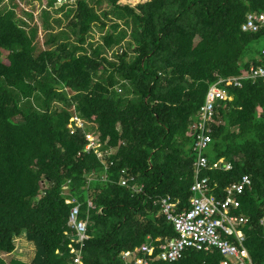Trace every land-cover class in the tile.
I'll return each mask as SVG.
<instances>
[{
  "label": "trees",
  "instance_id": "1",
  "mask_svg": "<svg viewBox=\"0 0 264 264\" xmlns=\"http://www.w3.org/2000/svg\"><path fill=\"white\" fill-rule=\"evenodd\" d=\"M2 1L0 264H74L72 248L83 264H127L121 253L145 243L157 255L176 232L154 201L169 195L180 210L189 206L196 158L190 127L198 123L210 129L202 156L230 165L200 171L216 193L250 178L233 212L248 218L240 228L244 245L254 264H264V77H248L264 67V25L242 30L249 14L264 13V0H63L58 7L61 0H42L39 29L60 27L42 44L39 29L17 16L18 4ZM54 12L61 17L51 24ZM93 27L106 30L96 46ZM239 76L240 87L226 84ZM211 86L228 97L206 122L200 107ZM87 132L97 134L100 157L86 150ZM123 176L134 181L122 186ZM135 182L141 191L132 190ZM74 205L80 219L88 216L81 246L68 225ZM22 235L34 245L32 258L4 259ZM222 258L187 249L175 261L151 264Z\"/></svg>",
  "mask_w": 264,
  "mask_h": 264
},
{
  "label": "built area",
  "instance_id": "2",
  "mask_svg": "<svg viewBox=\"0 0 264 264\" xmlns=\"http://www.w3.org/2000/svg\"><path fill=\"white\" fill-rule=\"evenodd\" d=\"M264 25V13L258 15L249 14L247 22L242 25L244 31H256L259 26ZM264 54V50L262 52ZM250 78L264 77V67L252 69ZM227 85L241 86V76L234 77L226 82ZM228 97L226 90L211 86L205 96V104L200 107V115L204 121H212L214 116V106L216 101L224 100ZM72 119V121H71ZM70 122H74L77 127H81L83 121L77 117H71ZM194 133V148L196 158H194V178L190 186L193 192L189 199V206L184 210H177V202H173L171 197H159L154 201L158 205L160 212L165 215L169 221L176 236L166 240L158 246L159 251L154 256V247L150 244H143L133 250H126L121 253L122 260L127 264H151L155 259L162 261H175L180 258L187 249L198 251L216 250L222 255L221 264H254L251 256L244 246V237L240 226L245 225L248 220L243 214L236 215L233 210L239 207L238 197L242 194L246 186L250 185L248 175H242L237 183H232L225 188V195L220 197L214 186H210V178L202 175V169H230V165L222 160L210 163L208 159L202 156V149L210 142V129L205 128L198 123L190 127ZM197 129L199 131H197ZM94 134L87 133L86 137H92ZM86 150L94 149L100 157L101 152L97 147L100 145L96 138L89 141ZM128 179L122 181L127 184ZM142 186L138 187V191ZM87 207H93L89 202ZM80 206L74 205L69 213L68 225L75 231V241L81 246L82 242L88 238L87 218L80 219ZM264 226V215L260 220ZM236 238V241L232 239ZM74 253L73 263L82 264L80 250L71 249Z\"/></svg>",
  "mask_w": 264,
  "mask_h": 264
},
{
  "label": "rangeland",
  "instance_id": "3",
  "mask_svg": "<svg viewBox=\"0 0 264 264\" xmlns=\"http://www.w3.org/2000/svg\"><path fill=\"white\" fill-rule=\"evenodd\" d=\"M9 0H3L2 2L4 3H8ZM17 4H18V8L16 9V13L17 16L19 18H21L22 20H24L27 23V26L33 27L36 26L37 30L40 28L39 24H40V19H39V12L40 10L45 8V5H43L42 0H26L27 3H25L23 0H14ZM146 0H120L118 3L121 5H125L128 4L130 6H135L138 3H142L145 2ZM63 2V0L56 2L55 7H58L61 5V3ZM73 1L71 0L70 3H72ZM94 8L100 12V9L97 8V5L94 4L93 5ZM106 8L105 6H102V9ZM31 12L32 13V17H29L27 14H25L24 12ZM61 17V12H54L51 13L50 16V22L51 24L54 23L53 20L55 18H60ZM106 23V29L109 27V21H107ZM60 29V27H57L56 25L52 24V27L50 30L45 31L44 28H41L38 30V43L42 44L43 40L46 38L47 34L49 32H57ZM103 32H101L97 27H93V30H91V34H90V38L89 40H91L93 42V44L96 46L100 43H102V38L101 36L103 35V33L106 32V30H102ZM116 50L117 47H114L113 50ZM121 50H119L120 52ZM108 57H111V53L107 54ZM72 121V119H71ZM96 138V135L92 136V137H86V139H89V141H93ZM15 245H16V249L14 251V253L12 254H2V257L6 260H9V258H14V259H19L25 262H28L33 254H34V245L29 242L24 235L18 237L15 239Z\"/></svg>",
  "mask_w": 264,
  "mask_h": 264
},
{
  "label": "crops",
  "instance_id": "4",
  "mask_svg": "<svg viewBox=\"0 0 264 264\" xmlns=\"http://www.w3.org/2000/svg\"><path fill=\"white\" fill-rule=\"evenodd\" d=\"M83 121V120H82ZM88 133V132H87ZM219 169H222L223 170V168H219ZM219 169H215V170H219ZM225 170V169H224ZM125 178L126 179H128V181H127V184L126 185H123L122 184V181L123 180H125ZM130 181H134V177L133 176H129V177H127V176H123V177H121V179H120V181H119V183L122 185V186H127L128 184H129V182ZM139 186H142V188H143V184H140V183H137V182H135L132 186H130L131 188H132V190L133 191H137V192H139L138 191V187ZM213 186H214V188H215V191L217 190V184L216 183H213ZM167 196V195H166ZM171 200L173 201V202H177V210L178 211H180V209L181 208H179V200H177V199H174V198H171ZM91 203V202H90ZM88 204V203H87ZM86 209H89L87 206H86ZM182 210H184V208H182ZM87 211V210H86ZM85 218H87V221H88V216H86ZM244 226V224L243 225H241L240 226V228L241 227H243ZM70 227V226H69ZM241 232H242V230H241ZM242 234H243V232H242ZM243 237H244V235H243ZM232 239L234 240V241H236V238L235 237H232ZM75 240V239H74ZM243 242H244V240H243ZM145 244H148V243H145ZM151 245V244H150ZM153 246V245H152ZM245 246V245H244ZM246 247V246H245ZM72 249H76V248H72ZM76 250H78V249H76ZM248 250V249H247ZM196 251H198V250H196ZM214 251V250H213ZM205 252V251H204ZM210 252V251H209ZM73 253V252H72ZM158 260V259H157ZM82 262V261H81ZM83 264V263H82ZM220 264H221V261H220Z\"/></svg>",
  "mask_w": 264,
  "mask_h": 264
},
{
  "label": "clouds",
  "instance_id": "5",
  "mask_svg": "<svg viewBox=\"0 0 264 264\" xmlns=\"http://www.w3.org/2000/svg\"><path fill=\"white\" fill-rule=\"evenodd\" d=\"M88 133H91V134H94V135H96L97 136V134H95L94 132H88ZM87 134V133H86ZM98 138V137H97ZM99 140V139H98ZM100 142V141H99ZM100 144V143H99ZM99 147V146H98ZM97 147V148H98ZM91 208V207H90ZM87 227H88V221H87ZM75 232V231H74ZM76 238V235H74V239Z\"/></svg>",
  "mask_w": 264,
  "mask_h": 264
}]
</instances>
